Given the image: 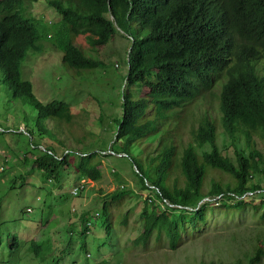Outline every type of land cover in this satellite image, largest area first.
Returning a JSON list of instances; mask_svg holds the SVG:
<instances>
[{
	"label": "trees",
	"instance_id": "obj_1",
	"mask_svg": "<svg viewBox=\"0 0 264 264\" xmlns=\"http://www.w3.org/2000/svg\"><path fill=\"white\" fill-rule=\"evenodd\" d=\"M44 4L61 17L55 40L67 67L82 71L106 65L74 37L85 35L95 49L111 45L122 31L130 40L125 88L151 84L150 96L133 98L122 91L125 101L121 115L111 122L114 141L106 155H124L141 189L153 192L164 208L144 200L143 235L137 243L144 245L156 234L165 236L175 249L186 230L207 222L206 210L215 198L228 209H240L264 194V0H44ZM23 6L24 0H0V74L14 96L38 113L40 131L50 120L70 124L71 106L65 101L41 102L33 83L22 75L28 52H38L40 42L52 36L50 30L40 31V22L28 18ZM217 85L216 117L209 108L198 106L197 99H206ZM190 105L200 114L194 119L191 140L184 143L172 135L167 122ZM221 129L231 139V149L220 150ZM98 156L70 151L60 157L47 148L35 159V168L56 183L67 168L80 180L99 183L103 174L100 161L94 162ZM126 191L123 187L105 197L103 215L108 216L107 201L117 202ZM262 261L264 247L256 246L245 257H202L198 264Z\"/></svg>",
	"mask_w": 264,
	"mask_h": 264
},
{
	"label": "rangeland",
	"instance_id": "obj_2",
	"mask_svg": "<svg viewBox=\"0 0 264 264\" xmlns=\"http://www.w3.org/2000/svg\"><path fill=\"white\" fill-rule=\"evenodd\" d=\"M23 7L28 18L40 22L41 32L50 30L53 36L59 29L61 17L44 0H24ZM54 40L53 36L40 42L39 52H28L22 75L33 83L41 102H67L74 114L72 123L50 120L45 127L48 132L40 131L38 113L14 96L0 74V264H198L202 257L232 260L252 253L256 246L264 247V194L240 209L229 210L214 201L206 210L207 222L186 230L175 249L165 236L156 234L144 245L137 243L143 235L144 200L153 201L161 211L164 208L153 192L141 189L134 167L124 156L106 155L114 141L111 122L122 113V91L133 98L150 96L151 84L125 88L130 40L122 31L111 45L95 49L85 35L75 37L86 52L105 61L106 65L92 70L66 67ZM219 92L217 85L206 99H197L198 106L204 105L217 117ZM199 114L187 106L177 117L170 116L167 128L187 143ZM218 145L222 151L231 149V139L222 129ZM47 148L60 157L69 151L85 156L97 152L94 162L100 161L103 179L99 183L86 180L85 192L80 197L72 195L80 182L75 170L67 168L56 183L35 168V159ZM123 187L127 194L117 202L108 200V216L103 215L102 201ZM97 213L100 217L94 218ZM87 216L93 221L88 235L83 233Z\"/></svg>",
	"mask_w": 264,
	"mask_h": 264
},
{
	"label": "clouds",
	"instance_id": "obj_3",
	"mask_svg": "<svg viewBox=\"0 0 264 264\" xmlns=\"http://www.w3.org/2000/svg\"><path fill=\"white\" fill-rule=\"evenodd\" d=\"M24 14H25V11H24ZM52 24V23H51ZM59 27H60V25H59ZM56 32V31H55ZM51 33V32H50ZM51 36V35H50ZM54 36V39H55V34L53 35ZM53 36H51V37H53ZM50 37V38H51ZM74 39H75V37H74ZM47 41V40H46ZM55 41V43H56V40H54ZM42 45V44H41ZM40 49H41V47H40ZM40 51V50H39ZM38 51V52H39ZM67 67V66H66ZM69 68V67H68ZM71 69V68H70ZM75 70V69H74ZM48 125V124H47ZM48 127V126H47ZM70 152V151H69ZM69 152H67V153H69ZM66 153V154H67ZM77 154V153H76ZM109 154H111L110 152H109ZM121 156L120 157H123L124 155H122V154H120ZM116 156V155H115ZM50 180V182H53L51 179H49ZM86 184H87V182H86V180H80V182H78L77 183V185H75V187L73 188V190H72V195H74V196H76V197H80L84 192H85V190H86ZM206 200H209V199H206ZM221 199H220V197H217V198H215L214 200H213V202L214 201H220ZM171 207H172V205H170ZM33 212V209L32 208H29L28 209V213H32ZM94 216V215H93ZM100 217V215L97 213V214H95V216H94V218H99ZM87 220H85V222H84V224H85V229H84V231H83V233L84 234H86V235H88L89 233H90V229H91V227L93 226V221H92V219H89V217L87 216Z\"/></svg>",
	"mask_w": 264,
	"mask_h": 264
}]
</instances>
